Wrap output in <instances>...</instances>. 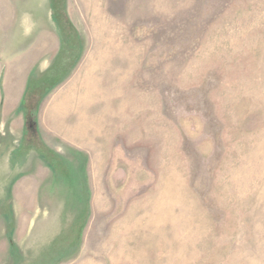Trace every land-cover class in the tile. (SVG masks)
I'll return each mask as SVG.
<instances>
[{"label":"rangeland","instance_id":"1","mask_svg":"<svg viewBox=\"0 0 264 264\" xmlns=\"http://www.w3.org/2000/svg\"><path fill=\"white\" fill-rule=\"evenodd\" d=\"M0 264H264V0H0Z\"/></svg>","mask_w":264,"mask_h":264}]
</instances>
